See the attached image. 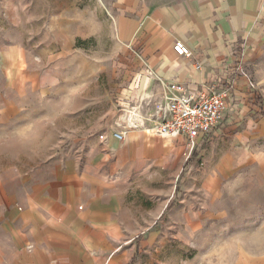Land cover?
<instances>
[{
    "label": "rangeland",
    "instance_id": "rangeland-1",
    "mask_svg": "<svg viewBox=\"0 0 264 264\" xmlns=\"http://www.w3.org/2000/svg\"><path fill=\"white\" fill-rule=\"evenodd\" d=\"M140 5L0 0V191L13 180L16 190L29 187L60 164L75 173L89 164L102 177L98 194L114 213L126 264L260 262L264 117L247 103L258 96L264 105V89L252 76L241 109L230 107L185 160L177 140L155 137L145 122L136 55L118 37V18ZM123 128L154 138L156 151L98 138Z\"/></svg>",
    "mask_w": 264,
    "mask_h": 264
},
{
    "label": "crops",
    "instance_id": "crops-1",
    "mask_svg": "<svg viewBox=\"0 0 264 264\" xmlns=\"http://www.w3.org/2000/svg\"><path fill=\"white\" fill-rule=\"evenodd\" d=\"M116 24L118 37L136 55L133 82L140 100L159 99L158 79L185 84L197 93L225 86L234 77L229 104L234 109H241L252 76L264 89V0H141L130 19L119 17ZM176 41L187 46L189 58L173 52ZM258 99L252 97L248 108L264 117ZM125 133L122 143L110 136L102 142L130 151L138 145L156 151V140L143 131ZM177 141L183 151L182 141ZM57 166L55 175L29 187L16 190L17 180L9 185L11 190L2 186L0 264H126L124 254L117 253L114 213L98 194L103 181L92 173L95 166L87 164L78 173Z\"/></svg>",
    "mask_w": 264,
    "mask_h": 264
},
{
    "label": "built area",
    "instance_id": "built-area-1",
    "mask_svg": "<svg viewBox=\"0 0 264 264\" xmlns=\"http://www.w3.org/2000/svg\"><path fill=\"white\" fill-rule=\"evenodd\" d=\"M172 50L180 58L191 56L183 42H174ZM236 71L244 76L240 67H237ZM157 81L162 86L159 99L140 100L149 117L145 122L151 123L150 131L156 136L181 140L184 147L183 157L188 160L197 149L200 140L208 139L222 126L234 91V77L230 78L225 86L214 85L207 91L201 89L197 93L185 84L173 82L166 84L159 79ZM249 83L253 88V83ZM125 131L124 128L110 130L98 138L105 141L110 136L122 143L125 140Z\"/></svg>",
    "mask_w": 264,
    "mask_h": 264
},
{
    "label": "trees",
    "instance_id": "trees-1",
    "mask_svg": "<svg viewBox=\"0 0 264 264\" xmlns=\"http://www.w3.org/2000/svg\"><path fill=\"white\" fill-rule=\"evenodd\" d=\"M256 102H257V104H258V103L260 102V99H258Z\"/></svg>",
    "mask_w": 264,
    "mask_h": 264
}]
</instances>
